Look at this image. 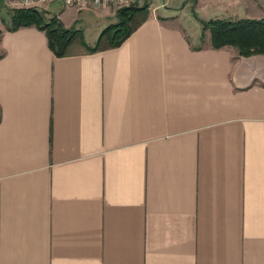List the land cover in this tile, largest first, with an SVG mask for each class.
Returning a JSON list of instances; mask_svg holds the SVG:
<instances>
[{"label":"crops","instance_id":"1","mask_svg":"<svg viewBox=\"0 0 264 264\" xmlns=\"http://www.w3.org/2000/svg\"><path fill=\"white\" fill-rule=\"evenodd\" d=\"M176 1L96 52L0 29V264H264V54L189 34Z\"/></svg>","mask_w":264,"mask_h":264},{"label":"trees","instance_id":"2","mask_svg":"<svg viewBox=\"0 0 264 264\" xmlns=\"http://www.w3.org/2000/svg\"><path fill=\"white\" fill-rule=\"evenodd\" d=\"M149 5L130 6L117 10L118 22L106 27L97 43L89 45L82 30L65 27L55 15L49 18L38 9H12L8 30L15 31L22 27L35 26L45 31L49 47L56 56L70 54V48L80 44L85 51L96 52L121 45L147 17ZM143 16L135 23L137 17ZM209 30L212 46L216 49L233 46L243 56L264 54V17L261 19L243 18L238 20L211 19L203 24V31Z\"/></svg>","mask_w":264,"mask_h":264},{"label":"rangeland","instance_id":"3","mask_svg":"<svg viewBox=\"0 0 264 264\" xmlns=\"http://www.w3.org/2000/svg\"><path fill=\"white\" fill-rule=\"evenodd\" d=\"M142 2H138L135 5H145L148 4L149 8L152 7V10H158V14H161V11L166 10L165 3L168 0H141ZM55 2V1H54ZM229 2V1H227ZM227 2H223L224 4L219 5L218 0H178L175 3H171L169 6V10H172V15L175 18L181 21V23L185 26L189 34L195 35L196 33H202L203 24L207 23L211 19L216 18H228L232 15L231 20H238L239 18H247L251 15L248 14L247 10H242V12L235 11L236 6L228 4ZM132 5V6H135ZM50 12L44 9V6L38 8L41 12L45 14L46 17H50L55 15V12H58L60 9L65 7L64 3L61 0H56L55 3L50 5ZM130 7V6H129ZM122 9V8H120ZM174 9V10H173ZM119 10V9H118ZM10 11L12 9L6 4L0 6V29H6L10 25L11 15ZM88 15H85L84 12L80 14V18L76 25H73L71 30H82L83 33H86V36L89 41H92L95 32L97 29H100L105 22L104 18L98 17L97 14H93L88 12ZM234 13L239 14V18ZM69 15V14H68ZM67 17V15H66ZM143 16H139L136 18L135 23L141 21ZM207 34L209 30H206ZM1 33V30H0ZM207 36V35H206ZM203 41V39H201ZM235 48V47H234ZM71 51H82L84 50L79 44L72 46L70 48Z\"/></svg>","mask_w":264,"mask_h":264},{"label":"built area","instance_id":"4","mask_svg":"<svg viewBox=\"0 0 264 264\" xmlns=\"http://www.w3.org/2000/svg\"><path fill=\"white\" fill-rule=\"evenodd\" d=\"M56 0H5V4L12 9H38ZM68 7L105 9H120L135 5L137 0H62Z\"/></svg>","mask_w":264,"mask_h":264},{"label":"water","instance_id":"5","mask_svg":"<svg viewBox=\"0 0 264 264\" xmlns=\"http://www.w3.org/2000/svg\"><path fill=\"white\" fill-rule=\"evenodd\" d=\"M5 4V0H0V6Z\"/></svg>","mask_w":264,"mask_h":264}]
</instances>
